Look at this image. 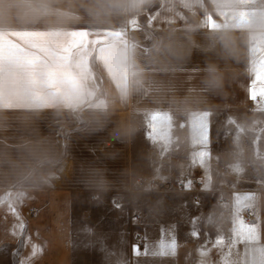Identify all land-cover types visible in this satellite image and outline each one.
Masks as SVG:
<instances>
[{"label": "crops", "instance_id": "obj_1", "mask_svg": "<svg viewBox=\"0 0 264 264\" xmlns=\"http://www.w3.org/2000/svg\"><path fill=\"white\" fill-rule=\"evenodd\" d=\"M133 20L141 30L123 39L137 44L128 58L135 75L117 69L119 48L56 54L72 33ZM0 29L41 31L51 45L35 77L7 61L0 92L55 96L47 108L0 107V264H234L245 255L233 247L234 225L255 192L258 217L243 221L255 228L254 246L264 245V105L247 95L264 48V0H21L0 4ZM57 68L65 72L58 92L45 78ZM156 112L168 119L154 142L146 134ZM184 175L199 181L195 190L137 186ZM16 243L13 259L2 248Z\"/></svg>", "mask_w": 264, "mask_h": 264}, {"label": "snow or ice", "instance_id": "obj_2", "mask_svg": "<svg viewBox=\"0 0 264 264\" xmlns=\"http://www.w3.org/2000/svg\"><path fill=\"white\" fill-rule=\"evenodd\" d=\"M244 19L241 16V21ZM214 23V21H213ZM211 26V25H210ZM219 27V25H216ZM131 29L132 32L140 31V25L137 20L131 21L126 27L121 26L115 29H104L90 31L88 29H83L78 32L72 33L71 38L65 42V44L58 49H56V54L61 59L64 57H70L78 49H87L93 45L104 46L101 51L109 56L115 55L117 49L119 48L122 53V59L117 60L116 67L119 70L121 66L124 69L131 71L132 75L136 74L134 65L128 63L129 54H134L137 49V44L135 42H128L123 38L127 35ZM147 39L151 40V35L149 34ZM51 48L50 43L47 40V34L41 31L35 30H3L0 29V71L3 70L4 65L7 61H15L22 65L27 66L29 74L35 77L37 67L41 60L45 59L44 53L48 52ZM143 54L147 55L149 49L145 46H140ZM257 59L255 62V67L251 70V79L248 82L247 95L254 105L260 107L264 105V48L257 52ZM46 80L51 85L53 89L57 92L59 91L60 82L65 78V72L57 68L46 74ZM74 79V77H73ZM2 83H0V88H2ZM128 85L127 81L124 87L121 89L122 97H127ZM55 96H44L36 95L33 98L23 96L19 93H13L8 96H4L0 92V107L6 110L20 109V108H47L51 106L54 102ZM78 103L83 102L82 98H78ZM97 107L106 108V104L103 100L99 101ZM168 117L161 112H156L150 117V122L147 124V138L155 142L157 135L160 139H164L167 134V128L165 127V122ZM159 121V123H158ZM23 197V193H20ZM11 198V197H10ZM23 202H21V207H23ZM11 212L13 215H22L20 209L15 205H11ZM21 230L25 228L24 224L20 225ZM201 233L193 231L192 237H200ZM233 237V247L238 243L244 247V258L237 260L234 264H264V245L260 247H255L257 243L255 228L253 225H247L243 219L234 225V231L232 233ZM28 239L21 241V243L27 245ZM176 240L171 241V251L175 255L176 252ZM202 243V241H201ZM225 243V237L217 236L215 238V244L220 245ZM163 242H161V247L163 248ZM40 251L38 245L33 244L31 248V253L33 256ZM132 253L135 256L141 254V248L139 245H134L132 248ZM215 260H217V255L215 250L211 253ZM147 255V252H144ZM251 257V261L248 257ZM258 257V259H257ZM20 264H24L20 261ZM200 264H205V261H200ZM227 264V262H226Z\"/></svg>", "mask_w": 264, "mask_h": 264}, {"label": "built area", "instance_id": "obj_3", "mask_svg": "<svg viewBox=\"0 0 264 264\" xmlns=\"http://www.w3.org/2000/svg\"><path fill=\"white\" fill-rule=\"evenodd\" d=\"M191 185H188V182ZM197 180L191 175L180 176L177 179H158V178H141L137 182V186L140 189H150L155 191H185V190H195L198 186ZM221 202L228 203V197H222ZM259 213V195L255 192L253 200L251 203L247 204L242 212V218L247 222H253L257 219ZM142 236L140 233H136L134 236V241L136 243L142 244Z\"/></svg>", "mask_w": 264, "mask_h": 264}, {"label": "rangeland", "instance_id": "obj_4", "mask_svg": "<svg viewBox=\"0 0 264 264\" xmlns=\"http://www.w3.org/2000/svg\"><path fill=\"white\" fill-rule=\"evenodd\" d=\"M33 2L37 3V2H42V1H46V3H50L52 2V0H32ZM21 0H0V4H13V5H20ZM246 206V205H245ZM243 206L241 211L243 210V208L245 207ZM3 250H5L8 253L12 254L13 259L16 258V255L20 249V243H16L13 247H3Z\"/></svg>", "mask_w": 264, "mask_h": 264}]
</instances>
